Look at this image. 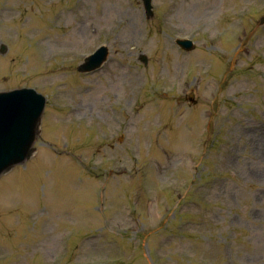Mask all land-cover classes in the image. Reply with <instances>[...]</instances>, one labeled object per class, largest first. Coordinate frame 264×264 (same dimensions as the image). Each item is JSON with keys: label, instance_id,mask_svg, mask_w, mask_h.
I'll use <instances>...</instances> for the list:
<instances>
[{"label": "rangeland", "instance_id": "374dc122", "mask_svg": "<svg viewBox=\"0 0 264 264\" xmlns=\"http://www.w3.org/2000/svg\"><path fill=\"white\" fill-rule=\"evenodd\" d=\"M37 1H0V92L46 99L0 178V264H264V0Z\"/></svg>", "mask_w": 264, "mask_h": 264}, {"label": "water", "instance_id": "95a60500", "mask_svg": "<svg viewBox=\"0 0 264 264\" xmlns=\"http://www.w3.org/2000/svg\"><path fill=\"white\" fill-rule=\"evenodd\" d=\"M146 15L150 16L151 0H142ZM264 22V18L261 20ZM186 50L192 48L189 41H177ZM5 47L2 46L3 52ZM105 48L85 60L79 71L97 68L105 59ZM145 60V59H144ZM45 100L32 89H16L0 93V175L14 165L29 159L35 152L32 147L40 132Z\"/></svg>", "mask_w": 264, "mask_h": 264}, {"label": "bare ground", "instance_id": "6f19581e", "mask_svg": "<svg viewBox=\"0 0 264 264\" xmlns=\"http://www.w3.org/2000/svg\"><path fill=\"white\" fill-rule=\"evenodd\" d=\"M133 79H134V80H135V79L137 80V79H139V76H137V75H136V76H133Z\"/></svg>", "mask_w": 264, "mask_h": 264}]
</instances>
